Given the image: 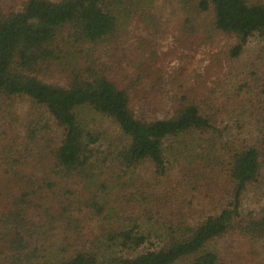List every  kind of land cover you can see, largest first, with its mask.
<instances>
[{
	"label": "trees",
	"instance_id": "obj_1",
	"mask_svg": "<svg viewBox=\"0 0 264 264\" xmlns=\"http://www.w3.org/2000/svg\"><path fill=\"white\" fill-rule=\"evenodd\" d=\"M255 35L264 0L0 5V264H264Z\"/></svg>",
	"mask_w": 264,
	"mask_h": 264
},
{
	"label": "rangeland",
	"instance_id": "obj_2",
	"mask_svg": "<svg viewBox=\"0 0 264 264\" xmlns=\"http://www.w3.org/2000/svg\"><path fill=\"white\" fill-rule=\"evenodd\" d=\"M10 0H0V5H4L5 3H9ZM2 8H6V7H2ZM264 48V37L259 36V35H255L252 39L251 42L248 46V48L246 49L245 53H244V57L240 62H237V64L239 66L244 65V67H246V65L251 64V62L253 61V59H256V57L258 56V54L260 53V50ZM21 104L27 106L28 105V101L26 99H21L20 100ZM84 118L85 121L88 122L89 120H94L97 119L98 121V126L99 129L102 130L103 128L105 129H109L110 135H117L119 134V128L117 126H115V124L113 122H111L110 119H107L106 117H103L97 113L91 112V111H86L84 114ZM91 125V124H90ZM264 207V195H260L259 192H255L251 187L249 188V190L247 191V193L245 194L244 197V202H243V213H245V215H248L249 211H255L256 214L262 213L263 208ZM250 244V243H247ZM244 240L242 239H238V241L235 242V245L232 247V251H231V255L230 257L232 258L233 261L235 262H240V263H244ZM255 247H257V249L255 251H257V253L260 252L259 255V259L258 260H262V256H264V245L259 243L257 245H255ZM217 248L222 249L223 248V244H221L220 242L217 244ZM143 250V249H142ZM140 251V250H139ZM232 252L236 255L235 257L232 256ZM137 253V252H135ZM133 252V254H135ZM256 253V254H257ZM122 254H128V252H122ZM248 256H252L254 255L251 251H247ZM194 264V262L192 261H180L177 264ZM258 263V261H257Z\"/></svg>",
	"mask_w": 264,
	"mask_h": 264
}]
</instances>
